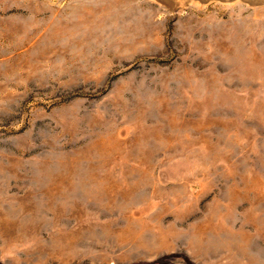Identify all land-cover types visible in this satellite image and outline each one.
<instances>
[{
  "label": "rangeland",
  "instance_id": "obj_1",
  "mask_svg": "<svg viewBox=\"0 0 264 264\" xmlns=\"http://www.w3.org/2000/svg\"><path fill=\"white\" fill-rule=\"evenodd\" d=\"M0 264H264V0H0Z\"/></svg>",
  "mask_w": 264,
  "mask_h": 264
}]
</instances>
